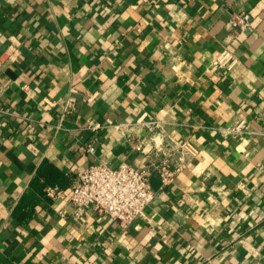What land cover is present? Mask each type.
Instances as JSON below:
<instances>
[{
    "label": "crops",
    "instance_id": "0c3cea01",
    "mask_svg": "<svg viewBox=\"0 0 264 264\" xmlns=\"http://www.w3.org/2000/svg\"><path fill=\"white\" fill-rule=\"evenodd\" d=\"M96 163L148 172L126 228L73 217ZM46 165L68 182L52 202L31 185ZM0 264H264V0H0Z\"/></svg>",
    "mask_w": 264,
    "mask_h": 264
},
{
    "label": "built area",
    "instance_id": "2783aa9c",
    "mask_svg": "<svg viewBox=\"0 0 264 264\" xmlns=\"http://www.w3.org/2000/svg\"><path fill=\"white\" fill-rule=\"evenodd\" d=\"M231 25L240 34L248 32L251 28V17L248 13H240L232 18ZM236 62L237 58L234 54L228 49H223L211 64L215 68L228 71ZM143 124L148 130H152L155 126L150 122ZM244 127L245 121L239 120L230 132L239 133ZM135 148L142 150L140 144L135 145ZM86 151L93 154V142L86 146ZM179 151L191 157H195L198 153V150L188 142L182 143ZM155 170L164 185L168 184L177 172V169L170 170L166 163ZM47 194L51 198L63 195L57 188H48ZM66 199L72 207L74 219L81 218L89 207H93L97 212L105 214L109 219L126 228L152 204L154 192L149 186L146 170L124 163L115 169L103 163H96L72 178Z\"/></svg>",
    "mask_w": 264,
    "mask_h": 264
},
{
    "label": "trees",
    "instance_id": "16d2710c",
    "mask_svg": "<svg viewBox=\"0 0 264 264\" xmlns=\"http://www.w3.org/2000/svg\"><path fill=\"white\" fill-rule=\"evenodd\" d=\"M40 178H44V184L40 183ZM67 184L68 182L66 177L62 176L58 171H55L51 168V166L48 165L40 168L31 182L34 190H37L38 193L46 198L49 202H52V199L47 196V191L45 192V190L48 188H57L59 191H62L65 189Z\"/></svg>",
    "mask_w": 264,
    "mask_h": 264
}]
</instances>
